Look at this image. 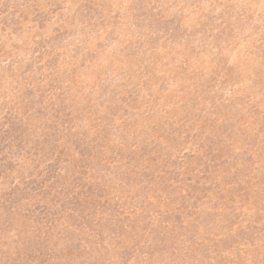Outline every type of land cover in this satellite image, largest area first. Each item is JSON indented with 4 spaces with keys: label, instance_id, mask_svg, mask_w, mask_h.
<instances>
[{
    "label": "rangeland",
    "instance_id": "1",
    "mask_svg": "<svg viewBox=\"0 0 264 264\" xmlns=\"http://www.w3.org/2000/svg\"><path fill=\"white\" fill-rule=\"evenodd\" d=\"M205 142L219 187L179 217L149 175ZM116 153L147 176L104 173ZM82 154L114 200L93 220L64 204ZM261 186L264 0H0V264H264Z\"/></svg>",
    "mask_w": 264,
    "mask_h": 264
},
{
    "label": "trees",
    "instance_id": "2",
    "mask_svg": "<svg viewBox=\"0 0 264 264\" xmlns=\"http://www.w3.org/2000/svg\"><path fill=\"white\" fill-rule=\"evenodd\" d=\"M67 117H69V115ZM125 118L124 117L121 118L120 121L128 120ZM4 135H8V133L4 132ZM204 144H206V146H204V147L200 146V148L197 149V155L199 157L200 156L202 157V158H198L199 160H198L197 164L196 163L193 164L192 161H190L187 164L188 167L194 166L193 167L194 170H190V168H187V166H185V167L180 166L177 168L175 165H172V163L170 162L171 159L169 160L168 158H161V157L157 156V158L159 157V159L162 162H164V164H165L164 169H163L164 173L163 172L157 173L158 171H156L153 174L149 175V178H151V181L153 182V183H150V185H154V182H156L158 180L161 181L162 178L159 177L161 174H165V177H167L169 175V178L167 179V183L170 185V187H167V186L163 187L164 191L161 193L160 197H162L164 195V193H166V194L170 193L171 192L170 188H176V187L186 188L185 195H186V197H188L189 202L192 201V202H194V204L191 206L190 203H188V205L186 206V204L184 202H182L180 204V208L177 209V211H178L177 213H179V217H182V215L185 214V212H187L188 215H191L192 213H194L196 215L199 214L201 212V210L199 209L200 208L199 206H200V204H203L201 202H206V200H208V201L210 200V196L207 197V195H206L205 187L206 186H209V187L213 186L216 188L219 187L218 183H215V182L211 183L210 182L213 172L218 168V166L216 164L217 160L219 158L218 151L213 149L212 144H210L208 146H207V144H208L207 142H205ZM20 145H21V143L19 144V146ZM81 146L88 148L89 145H87L86 143H82ZM210 147H212V151H211ZM153 150L157 152V150L155 148ZM157 155H159V152H157ZM142 156H141V161H143V159H144ZM147 156H148L149 162H155L156 163V161H152L153 153L149 152L147 154ZM82 157L84 159H86V162H88V163L87 164L83 163V165L80 167V171H79V173L77 175V179H76L77 181L74 180L75 185L73 186V189H75L76 192L74 191L72 193V197L69 196L67 199H65L64 204L65 203L68 204V207L66 208V209H68V212H71L75 215H76V213H82L84 215V219L89 218V220H93V218L95 217V215H93V214L95 212L94 211L90 212L91 209L88 206V205H91L90 203L97 201V202H100L103 204V202H104L108 206L109 203L113 204L114 200L112 199V196L109 195L105 191L107 189H111L110 185L109 186H107V185L101 186L103 184H101V182L96 177L91 175V174H93L92 173L93 171L90 167H88L89 162L92 161L93 159L98 160V157H95V156L91 157L90 155L87 156L84 154H82ZM101 157H102V159H104L103 160L104 164L108 165V168L106 169V171L104 173H110V171L113 169L119 170V167H124V168H127L126 170H128V173L130 175H136L135 173L139 171V174H141L140 177H146L147 176L146 172L149 171L148 167L144 168V169H142V168L140 169L138 167H135L131 170L130 167L132 166L133 161H131V159H129L128 157L125 159L123 157V155H121L119 153L114 154L112 158L109 157V158L105 159L104 155H101ZM184 157H185V154H184ZM139 161H140V159H139ZM173 169H175V170H173ZM142 171H146V172L143 173V175H142ZM175 171L183 173L182 176H180L177 179H172V177H171L173 175L172 173ZM44 174H46V179H47L46 181L47 182H50V181L54 182V183L58 182V176L60 174V172H58V170H55V171L46 170V171H44ZM253 174L254 173L252 172L251 176H253ZM253 179H251V181ZM94 181L97 183L96 187L93 186ZM251 181L248 182L246 185L247 188H249V191H250V189H252L251 188L252 187ZM154 186L156 189L161 188L158 184H155ZM201 187L204 190V192H203L204 196H202L203 194L201 195L199 192ZM100 189L101 190L103 189V191H100ZM260 191L264 192L263 186L260 187ZM244 192H246V191H244ZM128 193H130V192H128ZM55 195H58V192ZM58 198H60V195ZM253 198H254V196L253 197L250 196L251 200ZM81 202L87 203L85 210H87L88 214H86L84 212L85 210L83 209V207L80 204ZM61 203L63 204V201H61ZM210 203H211V201H210ZM210 203L208 202L207 204L210 205ZM230 203H231V207L237 206V202L235 201L234 198L231 199ZM171 204H173V202ZM64 207H65V205H64ZM78 207H81L82 211L78 210ZM255 207L257 210H260V207L258 204H255ZM120 208H121V206L119 205V203H116L114 211H116V209H117L118 210L117 215L123 217L124 211L121 212L122 213L121 214ZM262 208L264 209V205H262ZM44 210H45V208H43V211ZM173 213H175V212H173ZM262 223H263V225H261V226H264V219H263ZM173 224H177V223H173ZM174 251H176V250L174 249Z\"/></svg>",
    "mask_w": 264,
    "mask_h": 264
}]
</instances>
